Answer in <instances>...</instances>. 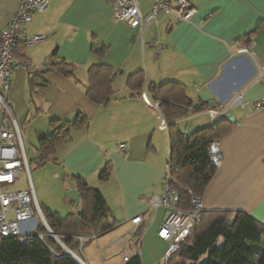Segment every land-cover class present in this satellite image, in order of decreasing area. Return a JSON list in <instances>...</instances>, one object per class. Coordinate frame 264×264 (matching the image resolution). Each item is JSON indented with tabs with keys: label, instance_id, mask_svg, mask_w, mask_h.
I'll use <instances>...</instances> for the list:
<instances>
[{
	"label": "crops",
	"instance_id": "1",
	"mask_svg": "<svg viewBox=\"0 0 264 264\" xmlns=\"http://www.w3.org/2000/svg\"><path fill=\"white\" fill-rule=\"evenodd\" d=\"M152 2L143 5L141 0L140 11L148 13ZM188 2L194 8L188 22L164 19L148 27L143 39L114 20L110 0H51L22 28L24 35H42L44 41L16 50V56L33 67L12 70L6 99L20 129L34 126L36 136L50 133L51 121L86 120L56 147L55 162L48 163L57 177L84 179L101 192L117 226L95 237L101 249L97 253L110 247L120 253L114 242L121 237L132 242L128 221L139 215L138 230L144 228L139 247L143 264L155 262L167 247L157 236L167 212L148 206L149 199L163 193L170 156L168 129L160 126L162 115L147 93L151 85L182 86L193 113L176 123L186 135L213 124L208 109L223 112L221 119L228 120L229 127L215 145L219 161L200 197L204 211L242 212L264 226V109L257 108L264 99V81L258 72V66L264 67V0ZM19 4L20 0H0V31ZM155 36L163 46L159 55L151 47ZM93 45L105 48L100 61L91 54ZM245 46L251 48L250 54L239 52ZM60 61L74 66V77L49 71ZM98 62L114 73L113 99L106 106L90 102L85 94L87 71ZM140 71L144 83L138 93L129 88L128 79ZM240 94L243 102L233 104ZM1 121L0 108V129ZM119 144L126 145L125 151L119 150ZM107 163L111 173L99 179ZM66 201L78 211L79 196ZM41 204L57 211L44 190ZM106 236L109 242L100 244ZM151 246L157 247L154 253ZM127 250L132 253L130 246Z\"/></svg>",
	"mask_w": 264,
	"mask_h": 264
},
{
	"label": "trees",
	"instance_id": "2",
	"mask_svg": "<svg viewBox=\"0 0 264 264\" xmlns=\"http://www.w3.org/2000/svg\"><path fill=\"white\" fill-rule=\"evenodd\" d=\"M249 39L246 44L250 43ZM104 52V46H92L91 54L99 61ZM49 71L74 77V66L64 61L51 65ZM113 79L114 73L107 65L101 62L91 65L87 71L85 88L88 100L101 106L109 104L113 99ZM143 83L141 71L128 79L129 88L138 93ZM147 93L154 103L160 102L158 110L168 125L170 187L176 193L173 199L177 206L186 210L190 208L192 197H201L217 170L219 153L215 145L220 134L229 127V121L220 119L209 127L186 135L176 123L193 113L191 102L186 98L182 86L177 83L151 85ZM85 122L84 118L63 124L51 121V132L36 136V166L43 167L48 162H55L52 157L56 147L67 139L73 129ZM110 173L111 165L107 163L99 173V179H107ZM73 181L79 196V209L76 213L61 216L39 207L52 233L84 261L79 253L85 252L92 238L111 231L117 223L110 215L99 190L88 185L84 179L73 177ZM228 221L233 222L231 227ZM37 232L44 235L43 240L34 237L30 242L20 243L16 239L0 237V264H78L46 235L41 224ZM143 232L144 228L139 229L135 235L141 236ZM77 237L83 240L79 242ZM204 258L207 264H264V226L242 212L204 211L179 251L165 264H199ZM123 264L143 262L141 257L132 255Z\"/></svg>",
	"mask_w": 264,
	"mask_h": 264
},
{
	"label": "built area",
	"instance_id": "3",
	"mask_svg": "<svg viewBox=\"0 0 264 264\" xmlns=\"http://www.w3.org/2000/svg\"><path fill=\"white\" fill-rule=\"evenodd\" d=\"M50 1L20 0L17 12L8 20L6 27L0 31V108L2 111L0 129V237L16 239L20 243L30 242L34 237L43 240L44 235L39 234L37 228L41 224L47 232V223L33 193L29 175V162L24 151L20 127L11 111L6 95L9 91L12 70L21 68L28 71L33 67L31 62L18 58L15 54L16 50L21 46H36L44 41L42 35H24L22 28L32 22L35 14L45 11ZM140 1L110 0V4L113 9L114 20L136 30L142 39L148 27L157 26L164 19L174 22H188L194 13V8L188 0H153L149 12L143 14L139 9ZM151 47L156 55H159L163 49L156 36L151 43ZM239 52L250 54L251 48L245 46ZM258 72L259 77L264 81V67L258 66ZM142 97L150 105L145 93L142 94ZM242 102L243 98L240 94L235 97L233 104H241ZM159 105L160 102L153 104L155 108H158ZM257 108L264 109V99L257 105ZM207 115L213 122H216L221 119L223 112L208 109ZM160 126L162 128L167 127V123L162 116ZM118 148L123 152L126 145L119 144ZM21 173L25 178L26 189L5 192L4 188L18 182ZM170 181L171 167L168 166L163 179V193L148 200L150 210L164 209L167 212L157 232L158 238L167 243L160 264H165L174 257L181 244L190 236L199 216L204 212L200 197L190 199V208L186 210L179 208L173 199L176 193L170 187ZM128 222L133 227L132 234L134 238L132 242L128 243L125 237H121L114 242L117 250L122 254V263L127 262L129 258L125 256L127 246H130L133 256L141 257L139 248L141 236L135 234L142 223V218L139 215ZM23 224H27L25 230L22 229ZM77 238L79 242L83 240L82 237ZM94 239L95 237L92 238L91 244L86 248L85 253L101 251L95 244Z\"/></svg>",
	"mask_w": 264,
	"mask_h": 264
},
{
	"label": "rangeland",
	"instance_id": "4",
	"mask_svg": "<svg viewBox=\"0 0 264 264\" xmlns=\"http://www.w3.org/2000/svg\"><path fill=\"white\" fill-rule=\"evenodd\" d=\"M151 0H142L143 5L150 3ZM24 151L29 162V175L31 180V185L33 188V193L36 198L38 205L43 209L41 204V192L44 190L45 195L48 197L52 206L59 212L61 216H66L69 213H76L77 211L73 206L67 203L66 199L73 200V197L76 196L78 200V192L75 186L74 181L63 179V175L57 177L56 171L53 167L49 166L50 163H47L43 167L36 166L35 164V154H36V131L34 126H28L24 130L20 129ZM189 135V134H188ZM63 180V181H62ZM42 182V188L40 184ZM46 185L44 186V184ZM51 186V188L49 187ZM26 189V183L24 175L21 173L19 180L16 184L4 188L5 192H13L17 190ZM59 210V211H58ZM110 236H106L104 241L100 244L109 242ZM111 240V239H110ZM152 252L154 253L157 250V247H153ZM125 255L131 256L132 253L127 250ZM83 260L87 264H122L121 258L122 255L116 251V248L110 247L107 251L103 253H93V254H84L79 253ZM162 256V255H161ZM160 258L151 264H160ZM83 261V262H84ZM146 264V263H145Z\"/></svg>",
	"mask_w": 264,
	"mask_h": 264
},
{
	"label": "water",
	"instance_id": "5",
	"mask_svg": "<svg viewBox=\"0 0 264 264\" xmlns=\"http://www.w3.org/2000/svg\"><path fill=\"white\" fill-rule=\"evenodd\" d=\"M197 105L195 106V109H197ZM227 118L232 121V118L229 117V115H227ZM46 224V223H45ZM228 225L231 227L233 225V222L232 221H228ZM47 226V235L49 237H51L63 250V252L68 255L69 257L73 258L78 264H86L85 262H83L79 257H77L75 255L74 252H72L71 250H69L60 240L59 238L52 233V231L50 230V228L48 227V225L46 224ZM199 264H207V260L206 258L202 259Z\"/></svg>",
	"mask_w": 264,
	"mask_h": 264
}]
</instances>
